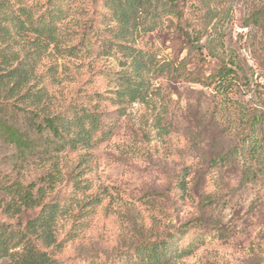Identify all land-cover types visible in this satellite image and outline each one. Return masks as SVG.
<instances>
[{"label":"rangeland","instance_id":"rangeland-1","mask_svg":"<svg viewBox=\"0 0 264 264\" xmlns=\"http://www.w3.org/2000/svg\"><path fill=\"white\" fill-rule=\"evenodd\" d=\"M95 1L89 56L74 61L82 75L62 93L102 92L111 99L107 108L124 112L113 136L95 146L91 156L85 150L67 152L59 162L66 168L90 159L84 163L92 193L104 196L82 227L83 238L65 239L59 255L110 254L140 233L166 231L199 217L227 238L206 233L199 249L170 264H264V21L252 17L264 9V0H207L212 9L223 10L219 53L237 67V85L223 90L151 73L146 102L133 103H118V75L125 68L119 61L126 53L110 44L115 21L103 1ZM76 9L70 12L78 16ZM152 21L147 14L138 20L133 45L163 65L178 56L175 41L165 23L145 33L142 29ZM212 66L208 58L201 69L197 63L188 67L206 75ZM24 121L20 117V128L34 141V149L15 162L14 147L0 139V181L9 177L36 189L51 163H45L43 154L48 136ZM252 141L260 144L256 158L247 151ZM70 226V221L58 222L61 240ZM0 264L8 263L1 259Z\"/></svg>","mask_w":264,"mask_h":264},{"label":"trees","instance_id":"trees-1","mask_svg":"<svg viewBox=\"0 0 264 264\" xmlns=\"http://www.w3.org/2000/svg\"><path fill=\"white\" fill-rule=\"evenodd\" d=\"M102 1L115 21L109 32L110 44L126 53L125 58L120 53L119 62L125 68L118 75V103L146 102L151 73L223 90L241 80L235 64L225 62L219 53L218 24L223 10L212 9L207 0L198 5H191V0ZM95 3L0 0V139L14 147L15 162L24 161L34 149V141L20 128L22 117L36 133L48 136L43 154H47L45 163L51 161L43 185L36 189L32 183L23 185L9 177L0 181V260L8 264H170L199 249L206 233L213 232L223 240L228 236L196 217L166 231L140 233L110 254L59 255L65 239L83 238L82 227L104 199L102 194L92 193L87 177L90 169L84 163L90 159H80L66 168L59 162L67 152L85 150L91 156L95 146L113 136L124 112L107 108L105 102L111 99L102 92L77 89L66 97L62 93L82 75L74 61L89 56ZM75 8L78 16L70 12ZM146 14L153 21L142 30L152 32L165 23L175 41L178 56L174 60L157 65L150 53L133 45L138 20ZM252 17L264 21V9L254 11ZM208 58L213 66L207 68L206 75L189 69L192 63L201 69ZM247 151L256 158L260 144L252 141ZM205 199L211 200L209 195ZM60 220L71 222L62 240L57 227ZM190 232L189 242L184 243Z\"/></svg>","mask_w":264,"mask_h":264}]
</instances>
